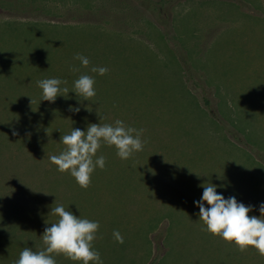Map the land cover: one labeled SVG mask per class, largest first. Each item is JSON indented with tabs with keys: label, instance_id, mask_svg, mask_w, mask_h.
I'll return each instance as SVG.
<instances>
[{
	"label": "rangeland",
	"instance_id": "rangeland-1",
	"mask_svg": "<svg viewBox=\"0 0 264 264\" xmlns=\"http://www.w3.org/2000/svg\"><path fill=\"white\" fill-rule=\"evenodd\" d=\"M77 53L90 60L87 68ZM93 66L109 71L101 76ZM82 74L95 80L89 100L73 92ZM49 78L69 90L54 102L41 100L37 86ZM117 119L144 130L143 149L122 160L102 141L93 159L105 156V174L123 182L91 183L111 192L99 231L121 233L124 264H212L211 257L264 264L252 247L241 251L219 236L208 245L213 235L201 230L194 204L210 181L260 216L264 0H0V246L6 237L17 246L32 241L38 251L58 219L50 214L56 204L79 218L93 213L85 212L86 197H103L102 190L84 189L80 198L75 179L49 157L64 150L61 137L72 128ZM75 202L78 211L70 210ZM138 219L157 224L150 253L147 224L139 228Z\"/></svg>",
	"mask_w": 264,
	"mask_h": 264
},
{
	"label": "clouds",
	"instance_id": "clouds-1",
	"mask_svg": "<svg viewBox=\"0 0 264 264\" xmlns=\"http://www.w3.org/2000/svg\"><path fill=\"white\" fill-rule=\"evenodd\" d=\"M73 59L80 61L81 66L85 68L90 64V60L79 53ZM70 70L79 71L75 67ZM90 71L103 76L109 70L106 67L93 66ZM62 83L67 82L59 78L38 80L37 86L42 90L41 100L54 102L61 91L67 94L68 88H60ZM94 83L92 76L82 74L74 81L73 92L84 100H89L96 96ZM69 111L79 112L80 108L69 106ZM143 131L128 127L119 119L115 120L114 124L91 123L86 131L72 128L70 134L61 137L60 142L66 146L64 150L59 155L50 156L49 160L57 166L58 171L69 172L81 188L87 189L94 169L105 167V156L100 155L93 159L101 148V142L114 146L116 155L126 160L134 152L143 149L140 138ZM12 134L17 135L15 131ZM200 186L203 187V193L200 200L194 204L199 208V220L204 225L201 230L234 243L241 251L252 247L259 255L264 256V203L259 205V217L250 216L249 213L253 210L251 205L238 203L234 196L225 199L217 193V185L210 181ZM50 214L58 219L46 227L41 235L44 249L33 251L25 247L14 264H56L52 254L63 255L78 264H103L100 252L95 250L92 244L100 227L98 221L79 218L66 210L63 204L51 207ZM112 235L117 243H124V238L118 230H114Z\"/></svg>",
	"mask_w": 264,
	"mask_h": 264
},
{
	"label": "trees",
	"instance_id": "trees-1",
	"mask_svg": "<svg viewBox=\"0 0 264 264\" xmlns=\"http://www.w3.org/2000/svg\"><path fill=\"white\" fill-rule=\"evenodd\" d=\"M157 2H159V1H157ZM160 3H161V1H160ZM104 170L105 169H102L101 171H99V170H97V168L94 169L93 173L91 174V181H92V179L95 178V180L101 181L104 184L108 183L110 180H117L119 182H123V181H121V180H119L117 178H113L112 179V176L110 174H105ZM112 185L114 186V183H112ZM104 186L97 185V184H95L93 182V183H90V185H89L87 190L92 191L93 188H98L99 190H102L101 187H104ZM83 191H84L83 188H79L78 191H77V195L80 198H82ZM123 191H124V188H123V190L121 192H123ZM102 192H103V197H99L97 199H91L90 197H86L87 201L88 200H92V203H91V205L87 204V206L85 208V212L92 211L95 214V216L94 217H89L91 214H93V213H89L86 216V218H84V219H88L90 221H96L98 216L101 214V219L99 221V225L100 226H101V221H103V216H104L103 205L105 204V200L109 197V195L111 196V192H109V191L105 192V190H102ZM76 204H77L76 202L72 203V205L70 206V210L78 211V208H75ZM82 207H83V205L80 204V208L81 209H82ZM138 222L140 223L139 228H140L141 225L147 224V226L142 231V235H146L147 238H150L149 237V233L151 231L153 232L155 230L157 224L156 223H151L149 225V223L142 222V219H138ZM104 229H105V232L103 231V229L100 230V231L98 229L97 238L92 242L93 248L100 252L101 259L103 260V264H124V261H123L122 257L124 256V252H125V249L127 247L125 246L124 243L123 244H119V243H117L114 240L113 235H112V233L114 231L113 229H111L109 227H106ZM138 230H137V233L134 232V234L131 237H129L128 239H135L136 236L138 235ZM209 237H211V236H209ZM150 239H152V240H150ZM150 239L148 240L150 242L149 253L152 251V244L154 243L155 238L153 236H151ZM2 240H3V246H0V247H4L5 250L2 251V253H3L2 254L3 258L2 259L3 260L0 258V262H1L0 264H14V261H16L19 258L20 252L25 247H29L33 251H35V243L31 244L32 241L24 242L22 244L19 243V245L17 246V243H15V242L13 243L12 238H10V240H8L6 237H3ZM215 240H216V238L213 236L212 239L208 240V245H210V246L211 245H215ZM164 243H165V240H162L161 243L157 242V247L158 246L160 247ZM44 247H45V245L43 244V246H41L38 251L43 250ZM13 249H16V252H13ZM181 253L182 252L179 253L180 256L178 255L177 260H180V258L183 257L181 255ZM210 254L211 253L207 252V255L205 254L206 256L203 258V260L204 261H208V255H210ZM52 255H53V258L56 261V264H78V262H73V261L67 259L63 255H56V254H52ZM136 257H139V256L138 255L132 256L131 261L133 259H135ZM160 258H161V256H160ZM211 258H212V264H213V257H211ZM145 260L143 262H139V263H135V264H147ZM154 261H155V259H153V261H151L148 264H154ZM132 262H134V261H132ZM89 264H92V262H89ZM177 264H179V263H177Z\"/></svg>",
	"mask_w": 264,
	"mask_h": 264
}]
</instances>
